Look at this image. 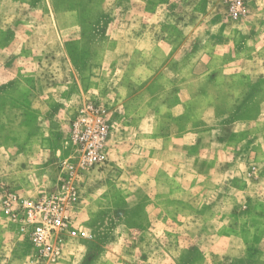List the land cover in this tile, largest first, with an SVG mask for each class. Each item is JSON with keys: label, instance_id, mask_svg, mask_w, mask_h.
Returning a JSON list of instances; mask_svg holds the SVG:
<instances>
[{"label": "rangeland", "instance_id": "rangeland-1", "mask_svg": "<svg viewBox=\"0 0 264 264\" xmlns=\"http://www.w3.org/2000/svg\"><path fill=\"white\" fill-rule=\"evenodd\" d=\"M233 1L0 0V264H264V0ZM86 102L87 236L42 251L2 205L62 189Z\"/></svg>", "mask_w": 264, "mask_h": 264}, {"label": "built area", "instance_id": "built-area-1", "mask_svg": "<svg viewBox=\"0 0 264 264\" xmlns=\"http://www.w3.org/2000/svg\"><path fill=\"white\" fill-rule=\"evenodd\" d=\"M242 0L231 3L235 17L243 12ZM71 136L78 145V167L68 168L67 181L56 193L41 195L38 199L11 194L3 202L2 212L8 224L28 234L29 239L42 251H50L65 236L84 238L87 231L74 223L71 209L78 199L76 184L81 171L104 163L110 126L105 111L96 103L86 102L79 108L71 122Z\"/></svg>", "mask_w": 264, "mask_h": 264}]
</instances>
